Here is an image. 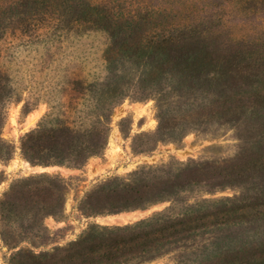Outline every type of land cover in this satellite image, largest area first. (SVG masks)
<instances>
[{"label": "rangeland", "instance_id": "rangeland-1", "mask_svg": "<svg viewBox=\"0 0 264 264\" xmlns=\"http://www.w3.org/2000/svg\"><path fill=\"white\" fill-rule=\"evenodd\" d=\"M262 32L264 3L0 0V264H264Z\"/></svg>", "mask_w": 264, "mask_h": 264}, {"label": "trees", "instance_id": "trees-1", "mask_svg": "<svg viewBox=\"0 0 264 264\" xmlns=\"http://www.w3.org/2000/svg\"><path fill=\"white\" fill-rule=\"evenodd\" d=\"M234 2L236 4H239V5H246V4H250V3H264V0H234ZM249 8V7H247ZM245 36V35H244ZM262 37L264 38V32H262ZM262 37H259L258 40L260 41L262 39Z\"/></svg>", "mask_w": 264, "mask_h": 264}]
</instances>
